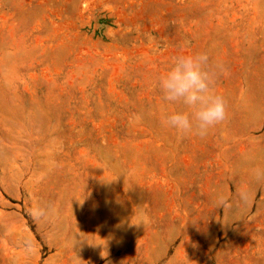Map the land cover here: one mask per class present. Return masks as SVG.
I'll return each mask as SVG.
<instances>
[{"label": "rangeland", "instance_id": "rangeland-1", "mask_svg": "<svg viewBox=\"0 0 264 264\" xmlns=\"http://www.w3.org/2000/svg\"><path fill=\"white\" fill-rule=\"evenodd\" d=\"M197 52L203 137L153 86ZM0 264H264V0H0Z\"/></svg>", "mask_w": 264, "mask_h": 264}, {"label": "clouds", "instance_id": "clouds-1", "mask_svg": "<svg viewBox=\"0 0 264 264\" xmlns=\"http://www.w3.org/2000/svg\"><path fill=\"white\" fill-rule=\"evenodd\" d=\"M214 77L206 52L170 58L153 86L158 90L162 104L179 106V110L167 114L163 123L179 135L200 137L222 123L227 115L226 102L212 87ZM30 213L34 218H41L46 209L37 206Z\"/></svg>", "mask_w": 264, "mask_h": 264}]
</instances>
